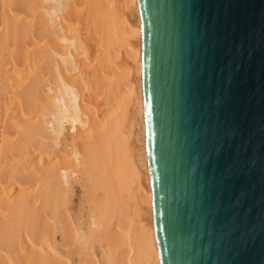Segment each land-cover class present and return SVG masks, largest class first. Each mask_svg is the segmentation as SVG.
Returning <instances> with one entry per match:
<instances>
[{"label":"bare ground","instance_id":"bare-ground-1","mask_svg":"<svg viewBox=\"0 0 264 264\" xmlns=\"http://www.w3.org/2000/svg\"><path fill=\"white\" fill-rule=\"evenodd\" d=\"M2 2L0 264H162L139 0Z\"/></svg>","mask_w":264,"mask_h":264},{"label":"water","instance_id":"water-1","mask_svg":"<svg viewBox=\"0 0 264 264\" xmlns=\"http://www.w3.org/2000/svg\"><path fill=\"white\" fill-rule=\"evenodd\" d=\"M162 264H264V0H139Z\"/></svg>","mask_w":264,"mask_h":264},{"label":"rangeland","instance_id":"rangeland-1","mask_svg":"<svg viewBox=\"0 0 264 264\" xmlns=\"http://www.w3.org/2000/svg\"><path fill=\"white\" fill-rule=\"evenodd\" d=\"M2 1H4V0H0V26L2 27L3 25H2V23L3 22H1L4 18V16H2V15H4V12H5V10L3 11V9H4V7L3 6H5V4H4V2H2ZM14 13V12H13ZM0 34L2 33V28L0 29ZM2 99V98H1ZM3 121H5V120H3ZM69 134V133H68ZM67 134V136H68V141L71 139L70 138V136ZM77 191V194L74 196V203H73V205H72V209H73V211H74V213H77L78 212V206L80 207V196H81V193H80V190L79 189H77L76 190ZM79 193V194H78ZM79 196V197H78ZM78 199V200H77ZM78 201V202H77ZM77 206H76V205ZM77 209H76V208ZM46 212H48V210L46 211ZM48 214V213H47ZM44 230H46L45 228H44ZM61 237V235H59V234H56V239H55V242H56V244L59 246V247H61V245H62V238H60Z\"/></svg>","mask_w":264,"mask_h":264}]
</instances>
